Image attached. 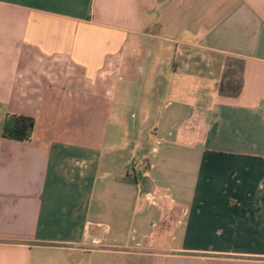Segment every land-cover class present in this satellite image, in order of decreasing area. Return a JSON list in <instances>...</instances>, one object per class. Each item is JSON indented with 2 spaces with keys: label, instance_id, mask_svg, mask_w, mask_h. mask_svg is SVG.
I'll return each instance as SVG.
<instances>
[{
  "label": "crops",
  "instance_id": "0c3cea01",
  "mask_svg": "<svg viewBox=\"0 0 264 264\" xmlns=\"http://www.w3.org/2000/svg\"><path fill=\"white\" fill-rule=\"evenodd\" d=\"M149 64L129 164L106 134ZM263 107L264 0H0V264H264Z\"/></svg>",
  "mask_w": 264,
  "mask_h": 264
},
{
  "label": "rangeland",
  "instance_id": "374dc122",
  "mask_svg": "<svg viewBox=\"0 0 264 264\" xmlns=\"http://www.w3.org/2000/svg\"><path fill=\"white\" fill-rule=\"evenodd\" d=\"M156 58L157 54L153 53L151 55V63L154 62ZM169 65H172V62L169 63ZM144 70L145 72L149 73V76L143 79L140 88L143 89L144 93H147V95H143L142 101L134 100L132 98L133 95H128V100H126V102H128L129 106L125 109L124 117L121 120H113L112 118L106 134V142H113L118 151H120L121 153H128L127 156L129 159L127 162H129V164L132 161L141 163L144 151L149 149L154 143L153 129L155 127L154 123L156 122V111L153 112V116L151 117L148 108L149 104L146 100L150 99L148 96H154V98L156 97L155 94H152V91H154L155 89V80L151 79L152 75H150L151 72L155 73L156 71L153 70L152 65L150 64L147 65ZM165 75L167 79L171 78L174 75L171 67L166 69ZM177 76L179 77L177 79L182 83L183 76H179L178 74ZM150 93L151 95H149ZM171 96L177 99L179 97L182 98L183 92H181V90H174V93H172ZM122 103L124 104V101ZM130 257L131 256L124 254H116L115 257L110 259L114 261L113 264H129V262L131 261L135 262L133 264H149V262L151 261L150 259L148 260L145 257Z\"/></svg>",
  "mask_w": 264,
  "mask_h": 264
},
{
  "label": "trees",
  "instance_id": "16d2710c",
  "mask_svg": "<svg viewBox=\"0 0 264 264\" xmlns=\"http://www.w3.org/2000/svg\"><path fill=\"white\" fill-rule=\"evenodd\" d=\"M34 127V120L30 117L8 115L3 123V136L16 141L30 139Z\"/></svg>",
  "mask_w": 264,
  "mask_h": 264
},
{
  "label": "built area",
  "instance_id": "2783aa9c",
  "mask_svg": "<svg viewBox=\"0 0 264 264\" xmlns=\"http://www.w3.org/2000/svg\"><path fill=\"white\" fill-rule=\"evenodd\" d=\"M262 113H263V117H264V107L262 108Z\"/></svg>",
  "mask_w": 264,
  "mask_h": 264
}]
</instances>
